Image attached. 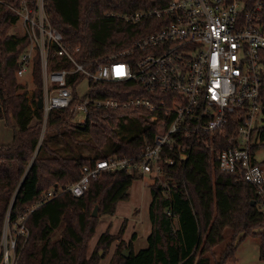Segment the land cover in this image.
<instances>
[{
	"label": "trees",
	"instance_id": "trees-1",
	"mask_svg": "<svg viewBox=\"0 0 264 264\" xmlns=\"http://www.w3.org/2000/svg\"><path fill=\"white\" fill-rule=\"evenodd\" d=\"M245 1L250 5L254 0ZM169 2L45 0V9L64 44L79 48L77 59L94 70L98 63L160 27L156 17L133 21L126 16ZM25 3L34 7L36 0H0V120L13 129L12 140L0 143V241L6 219L14 227L18 217L29 212L25 222L29 234L19 240L17 264H99L105 257L99 252L109 253L115 240L118 244L109 264H213L209 254L223 242L227 228L232 230V238L214 264L235 260L239 234L259 236L264 256V198L240 176L221 171L214 151L204 146L193 148L185 163L167 162V156L177 157L178 153L162 150L160 179L149 181L153 199L147 247L136 252V235L130 241L123 238L125 222L117 235L108 227L88 255L101 217L115 215L119 201L130 199L135 177L125 169L104 171L91 180L82 196L68 191L50 199L45 195L73 184L82 167L95 159L140 157L154 145L157 122L148 120L145 109L92 105L84 126L72 123L70 109H53L44 127L43 110L37 102L43 86L38 47L32 63L31 98L28 83L17 76L20 56L31 43L27 33L12 31ZM52 59L53 66L64 62L60 55L52 54ZM134 85L131 81L100 82L93 95L124 99L138 88ZM75 96L78 100L76 91ZM261 101L264 104V84ZM236 118V114L229 116L233 133L240 123ZM254 137L259 138V143L250 144L255 152L264 143V126L254 130L251 141ZM227 145L228 139L222 147ZM97 205L98 215H94ZM124 250H129V256Z\"/></svg>",
	"mask_w": 264,
	"mask_h": 264
},
{
	"label": "built area",
	"instance_id": "built-area-1",
	"mask_svg": "<svg viewBox=\"0 0 264 264\" xmlns=\"http://www.w3.org/2000/svg\"><path fill=\"white\" fill-rule=\"evenodd\" d=\"M19 13L31 43L20 56L17 76L32 75L38 47L43 86L37 102L42 98L44 127L53 109H70L72 123L84 126L92 105L145 109L148 120L158 127L154 145L140 157L95 159L82 167L77 181L48 191L45 199L65 191L82 196L104 171L125 169L135 178L160 179L163 149L178 153L166 158L174 164L185 163L197 146L211 148L221 171L240 176L264 198V164L250 147L259 128L257 113L264 106V0L250 5L245 0H170L166 6L138 11L126 19L156 17L160 27L94 70L77 59L79 48L64 44L62 33L48 20L45 0H36L34 7L25 3ZM52 54L62 56L64 62L53 66ZM82 77L90 80V89L77 100ZM119 81H131L138 88L124 99L93 95L97 83ZM33 93L29 89L28 97ZM234 114L240 123L233 133L229 116ZM227 139L228 145L222 147ZM28 215H20L14 227L6 219L0 264H17L19 240L29 234Z\"/></svg>",
	"mask_w": 264,
	"mask_h": 264
},
{
	"label": "rangeland",
	"instance_id": "rangeland-1",
	"mask_svg": "<svg viewBox=\"0 0 264 264\" xmlns=\"http://www.w3.org/2000/svg\"><path fill=\"white\" fill-rule=\"evenodd\" d=\"M14 10L17 11L18 9L14 8ZM12 31L19 33V34L27 33V28L24 25V22L21 18V15H20V20H19L18 24L12 29ZM19 80L21 82H23L24 84L28 83V88L30 90L32 89V91H34L33 77L31 75V73H29L25 78H19ZM89 89H90V80L86 77H82L80 79V84L78 85V88H76V92L78 93V95L80 97H83L87 94ZM257 117H258V126L259 127L264 126V106L258 111ZM75 122H78V119H76ZM12 137H13V129L6 124L5 120H3V119L0 120V143L8 141V139H10V141H11ZM3 139H6V140H3ZM252 143H259V138L254 137L252 140ZM255 158L258 162L264 164V143H262V145H259L255 149ZM149 179L150 178L147 176V179H141V180L144 182V184L147 185L150 181ZM262 209H264V206H262ZM145 213L143 211H141L140 218H139L140 220L136 222L135 227L134 228L130 227L128 229V234L129 235H131L132 233L135 234L136 239H137V236L140 232V230L136 229L137 225L143 224V222L141 220L146 221L148 219V221H149V214H148V212H145ZM97 215H98V212H97ZM136 215H138V214H136ZM102 217H104V216H102ZM99 223H100V221H99ZM110 226L111 227L114 226L113 228H115V231H118L120 225L118 226L116 224L110 223ZM144 229L145 228L143 227V230ZM110 230H111V228H110ZM142 235H143V232H142ZM231 238H232V230L227 228L225 231V234H224L223 242H221L219 244V246L215 248L214 253L209 254L213 264H214V260H215L216 256L220 255L223 252V250L226 247V244L228 243V241H230ZM145 239H146V243H145L146 246H142L143 245L142 242H144ZM114 243L115 242H113V244ZM236 244H238V247L235 251V260L229 264H264V256L261 255L260 243L258 241L257 236H248V237L244 238L243 234H239L236 238ZM147 245H148L147 237L143 236L142 238H140L136 241L135 247H138V249H139V248L147 247ZM99 253H100V255H105V256L108 254V253L105 254L104 251H102V250Z\"/></svg>",
	"mask_w": 264,
	"mask_h": 264
},
{
	"label": "crops",
	"instance_id": "crops-1",
	"mask_svg": "<svg viewBox=\"0 0 264 264\" xmlns=\"http://www.w3.org/2000/svg\"><path fill=\"white\" fill-rule=\"evenodd\" d=\"M3 140H6V139H3ZM7 142H10V139H8V141H5L3 143H7ZM141 179L143 178H135V180L133 181V185L130 189V192H131L130 199L119 201L115 215L104 216L101 218L100 223L97 226L96 233L93 236V238L90 240V243L88 246V255L92 254L100 235L108 229V227L110 226V223L116 224L118 226L120 225L118 231H115V228H113L114 226L111 227V232L113 234H117L121 226L126 222L127 224L125 227L123 238L126 241L131 240L133 233L129 235L128 229L130 227L131 228L135 227L136 222L140 220L139 218H140L141 211H143L144 213L148 212L149 214L150 204L153 199L150 187L148 186V184L147 185L144 184V182ZM141 221L143 222V224L142 225L138 224L136 227L137 230H140L137 236V239L134 241V248L136 252L142 249V248L138 249V247H135L136 241L142 238L143 236L148 238L149 234L151 233V228H152L150 217H149V221L148 219L146 221L144 220H141ZM143 227L145 228L144 230H143ZM142 232H143V235H142ZM257 237L260 243L261 239L259 236ZM114 242L115 243L112 244L109 253L101 259L99 264H109L110 263L112 256L114 254V251L116 249V246L118 244L117 240H115ZM145 243H146V239L144 240V242H142L143 244L142 246H146Z\"/></svg>",
	"mask_w": 264,
	"mask_h": 264
},
{
	"label": "water",
	"instance_id": "water-1",
	"mask_svg": "<svg viewBox=\"0 0 264 264\" xmlns=\"http://www.w3.org/2000/svg\"><path fill=\"white\" fill-rule=\"evenodd\" d=\"M42 105H43L42 98H39V100H38V106H39L40 108H42ZM253 203H255V201H254ZM97 212H98V205L95 206V209H94L93 214H94V215H97ZM129 254H130L129 250H124V255H125V256H129Z\"/></svg>",
	"mask_w": 264,
	"mask_h": 264
}]
</instances>
